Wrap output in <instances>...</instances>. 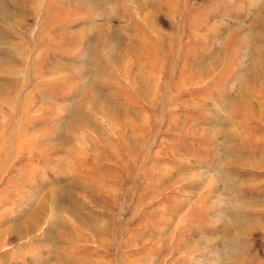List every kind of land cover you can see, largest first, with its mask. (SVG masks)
Here are the masks:
<instances>
[{
  "label": "rangeland",
  "instance_id": "obj_1",
  "mask_svg": "<svg viewBox=\"0 0 264 264\" xmlns=\"http://www.w3.org/2000/svg\"><path fill=\"white\" fill-rule=\"evenodd\" d=\"M2 86L0 264H264V0H0Z\"/></svg>",
  "mask_w": 264,
  "mask_h": 264
},
{
  "label": "bare ground",
  "instance_id": "obj_2",
  "mask_svg": "<svg viewBox=\"0 0 264 264\" xmlns=\"http://www.w3.org/2000/svg\"><path fill=\"white\" fill-rule=\"evenodd\" d=\"M2 88L3 89H0V92L2 93H5L6 91L10 90V86H6V87L2 86ZM34 223L37 224V221L34 218L29 219V221L26 222L25 224L26 230L30 229L34 225Z\"/></svg>",
  "mask_w": 264,
  "mask_h": 264
}]
</instances>
